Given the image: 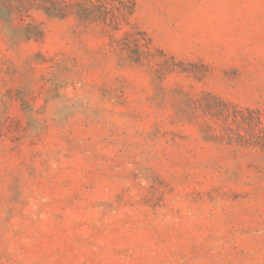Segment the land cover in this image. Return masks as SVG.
<instances>
[{"label": "rangeland", "instance_id": "374dc122", "mask_svg": "<svg viewBox=\"0 0 264 264\" xmlns=\"http://www.w3.org/2000/svg\"><path fill=\"white\" fill-rule=\"evenodd\" d=\"M133 1L0 19V264H264V0Z\"/></svg>", "mask_w": 264, "mask_h": 264}, {"label": "trees", "instance_id": "16d2710c", "mask_svg": "<svg viewBox=\"0 0 264 264\" xmlns=\"http://www.w3.org/2000/svg\"><path fill=\"white\" fill-rule=\"evenodd\" d=\"M34 12L52 19L73 17L79 25L101 27L107 34L118 32L124 26L131 27L132 32L127 33L125 44L128 47L134 44L131 57L135 62L140 63L143 59L140 52L143 45L135 36L144 37L145 34L132 24L136 13L133 0H0V19L17 38L43 39V28L32 18ZM259 139L264 146V136Z\"/></svg>", "mask_w": 264, "mask_h": 264}]
</instances>
